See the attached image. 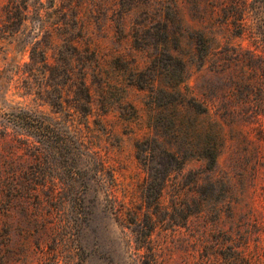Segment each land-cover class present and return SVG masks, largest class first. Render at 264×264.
I'll list each match as a JSON object with an SVG mask.
<instances>
[{"label":"rangeland","instance_id":"obj_1","mask_svg":"<svg viewBox=\"0 0 264 264\" xmlns=\"http://www.w3.org/2000/svg\"><path fill=\"white\" fill-rule=\"evenodd\" d=\"M7 2L0 0V264H49L52 249L71 264H264V0H73L84 27L78 45L95 49L99 62L93 112L76 122L112 169L119 199L152 216L148 246L104 206L95 183L84 205L47 202L45 186L40 207L22 189L6 192L11 180L21 187L29 177L61 175L49 149H38L10 114L64 116L45 101L61 88L53 92L49 72L31 63L28 36L5 28ZM178 62L188 85L182 102L172 93ZM147 138L155 156L163 149L183 160L181 170L168 166L157 208L146 199L162 166L135 148Z\"/></svg>","mask_w":264,"mask_h":264},{"label":"trees","instance_id":"obj_2","mask_svg":"<svg viewBox=\"0 0 264 264\" xmlns=\"http://www.w3.org/2000/svg\"><path fill=\"white\" fill-rule=\"evenodd\" d=\"M56 2L57 0H8L2 7V16L6 21L5 28L14 29L16 32L21 30L24 37L28 36L30 40L26 43L30 46L31 63L35 65L39 63L43 75L49 72L48 77L55 84L53 92L61 88L58 96L45 101L53 108H59L64 114L60 120L55 117L40 120L31 112H27L23 117L10 114L8 121L25 127L27 132L35 135V141L39 144L38 149L43 147L49 149L53 163L61 164L58 169L61 175H51L44 181L29 177L21 187L11 180L7 182L9 186L6 192L10 196H15L22 189L25 196L34 197L40 207L46 201L38 196L37 191L39 187L45 186L48 191L47 202L65 206L80 201L84 205L85 191L91 183H95L97 191L101 190L104 196V206L122 223L136 226L139 243L141 246H148L153 230L152 216L144 212L141 218L140 211H134L119 199L116 194L117 181L112 169L107 166L98 151L93 149L87 135L76 122V118L87 122L93 112L96 102L93 83L97 82L99 62L95 49L88 46L81 48L78 45L77 38L81 36L84 27L80 23V15L73 5V0H60L59 5ZM213 5L216 10L215 4ZM165 18L170 20L168 16ZM167 28V24L164 25V29ZM197 45L199 50L205 48L203 35L199 36ZM88 69H91L92 81H88ZM178 69L180 75L174 81L175 87L172 93H178L181 98L176 100L182 102L184 99L181 96L180 86L184 85L188 88V85L182 75L184 69L179 62ZM101 92V98L97 101L101 109L107 111L110 97L105 89H101ZM36 94L39 96L40 93L36 91ZM187 104L192 109L201 108L191 101V98L187 100ZM206 111L207 109H204L201 112ZM26 143L30 142L26 141ZM135 148L137 157L142 158L144 162L150 163L156 159L155 162L162 166L160 175L153 178L154 193L149 194L146 199L149 207L157 208L160 206L159 200L166 187L168 166L181 170L183 160L163 149L155 156V147L148 138L137 141ZM59 252V249L51 250L47 258L49 264H58L60 260H63L64 264H71L70 260L64 259ZM143 264H153V261L147 257Z\"/></svg>","mask_w":264,"mask_h":264}]
</instances>
